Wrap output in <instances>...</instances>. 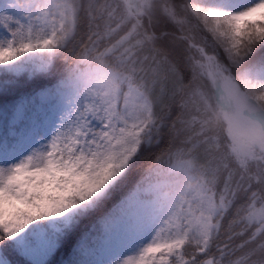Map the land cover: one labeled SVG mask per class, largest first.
<instances>
[{
	"label": "snow or ice",
	"instance_id": "6c2138e0",
	"mask_svg": "<svg viewBox=\"0 0 264 264\" xmlns=\"http://www.w3.org/2000/svg\"><path fill=\"white\" fill-rule=\"evenodd\" d=\"M0 72V264H264V0H0Z\"/></svg>",
	"mask_w": 264,
	"mask_h": 264
},
{
	"label": "trees",
	"instance_id": "16d2710c",
	"mask_svg": "<svg viewBox=\"0 0 264 264\" xmlns=\"http://www.w3.org/2000/svg\"><path fill=\"white\" fill-rule=\"evenodd\" d=\"M3 80H10L13 81V83H9L7 85L6 91H0V138L5 135L7 128V118L9 116L11 106L22 97H32L39 89V85L41 83H47V80H29V74L27 72L20 73L19 75H4L2 72H0V81ZM163 147L164 145H161V148ZM159 151L160 149L152 148L146 149L141 153L140 159L137 161L132 173L130 174V182L144 172V169L148 166L151 159L154 158V155L158 154ZM239 242V239L235 241V243ZM57 259L61 261L65 260L67 259V255L61 253Z\"/></svg>",
	"mask_w": 264,
	"mask_h": 264
},
{
	"label": "rangeland",
	"instance_id": "374dc122",
	"mask_svg": "<svg viewBox=\"0 0 264 264\" xmlns=\"http://www.w3.org/2000/svg\"><path fill=\"white\" fill-rule=\"evenodd\" d=\"M21 2H26V0H21ZM41 101L39 100V99H36L35 100V102H34V107H29L28 108V113H29V115L35 110V109H37V108H39V106L41 105ZM67 105H64V107H63V110L65 111V114L67 113ZM59 112L57 113V117L59 116ZM11 120H12V114H11V117H10V122H11ZM59 121H58V119H57V123H58ZM51 128H49V135H50V133H51Z\"/></svg>",
	"mask_w": 264,
	"mask_h": 264
}]
</instances>
